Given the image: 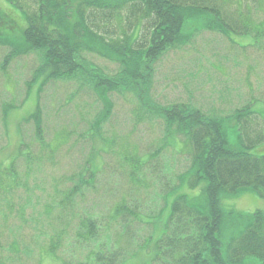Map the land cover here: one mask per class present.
I'll use <instances>...</instances> for the list:
<instances>
[{
    "label": "trees",
    "instance_id": "1",
    "mask_svg": "<svg viewBox=\"0 0 264 264\" xmlns=\"http://www.w3.org/2000/svg\"><path fill=\"white\" fill-rule=\"evenodd\" d=\"M6 1L21 9L27 26L20 36H11L3 26L13 30L15 25H9L11 20L7 23L0 18V45L11 48L3 60V68L19 57L35 52L40 54V64L27 83L30 88L38 78H43L39 98L35 112L24 119L23 124L33 125L34 136L42 149L46 146L39 99L49 82L59 80L80 81L88 85L102 102L103 109L90 126L91 134L99 135L102 125L112 115L110 97L131 93L143 109L163 119L168 133L181 135L189 141L191 164L178 177L176 192L183 184L198 192L197 195L183 194L175 198L150 264H264V211L244 214L226 210L222 203L223 197L238 196L246 191L264 195V156L249 152L252 142L246 136L249 117L258 114L247 107L227 118L210 117L190 104L164 107L150 99L155 64L168 50L189 44L201 32H214L225 37L230 33H254L251 32L250 14L242 13L241 0H235L238 13L227 10L231 0H36V9L32 12H28L19 0ZM125 10L129 13L126 20L121 16ZM1 15L8 18L0 12ZM116 19L121 25L119 31L113 24ZM256 29L258 34L261 33V28ZM86 54L118 64L119 71L108 76L89 62ZM13 105L4 104L3 114ZM230 121L239 126L238 139L242 145L239 148L229 143L226 124ZM262 130L259 129L257 141L264 140ZM51 144L47 150L54 160L56 148H59L56 146L58 138ZM21 147L8 168L0 167V191L6 194L20 187L17 160L21 157L26 162L31 161L30 148L26 147L27 152H24V142ZM93 159H98L96 154L79 174L65 179L66 183L60 188H51L45 210L32 211L27 218L29 224H35L37 217L48 218L46 225L35 226L39 233L31 236L34 241L44 239L43 242H48L47 247L43 245L45 248L41 250L37 264H116L120 257L119 264H126L135 256L131 254L125 258L119 256V251L108 250L107 244L99 241L101 231L97 216L85 210H82L84 218L75 213L79 200L94 187L96 175L100 172V166L96 168ZM137 164L141 167L144 163ZM17 202L0 196V220L22 218L23 224L26 223L27 204L21 203L20 199ZM124 205H117L110 211L111 219L129 212L138 221L154 225L143 220L138 207L129 210ZM163 207H166L164 203L159 209L160 214ZM50 216L55 217L50 219ZM76 219V244L93 242V249L85 262L75 259L73 263L65 260L61 251L62 247L65 252L72 246L67 248V233ZM23 229L14 223L0 227L3 257L8 248V252L12 248L19 252L20 242L15 239ZM5 232L12 236L8 238ZM21 239L25 241L26 237ZM4 260L8 261V256Z\"/></svg>",
    "mask_w": 264,
    "mask_h": 264
},
{
    "label": "rangeland",
    "instance_id": "2",
    "mask_svg": "<svg viewBox=\"0 0 264 264\" xmlns=\"http://www.w3.org/2000/svg\"><path fill=\"white\" fill-rule=\"evenodd\" d=\"M19 1L28 12L36 9V0ZM241 4L242 13L251 16V32L254 33H230L225 37L214 32H201L189 44L168 50L155 64L150 99L164 107L190 104L210 117L220 118L250 107L258 115L249 117V129L246 131L247 138L252 142L249 152L264 156V140H256L259 129H263L264 133V0H241ZM227 10L238 13L235 0H231ZM0 12L8 16L6 19L1 15L0 18L7 23L11 20L9 25H15L13 30L3 26L5 31L11 36H20L27 26L21 9L0 0ZM127 14L125 10L121 16L126 20ZM118 21H113L116 31L121 29ZM257 27L261 28L259 34ZM10 50L0 45V167H9L23 142L24 152H27L26 147L30 148L31 161L26 162L21 157L17 160L20 187L10 194L0 191L1 198H12L16 204L20 199L21 203L27 204L25 224L22 218L0 220V227L12 226L13 223L24 227L15 239L20 242L19 252L15 248L8 252V248L3 252L6 253L4 257L8 256L6 261L0 251V264H37L40 252L45 248L43 245L47 247L48 242H43L44 239L34 241L31 236L39 233L36 228H40L41 223L47 224V217H37L35 224H29L27 218L32 211H44L51 188H60L66 183L65 179L79 174L94 154L98 159H93V164L96 168L100 166V172L96 175L94 187L79 200L75 213L84 218L82 210H85L97 216L101 231L99 241H104L111 252L119 251V256L126 258L135 254L126 264L152 263L156 242L165 231L173 201L179 195L193 196L198 192L186 184L176 192L178 177L191 164L189 141L181 135L168 133L163 119L143 109L131 93L110 97L112 115L102 125L101 135L91 134L90 126L103 109L102 102L88 85L80 81L59 80L49 82L39 99L46 146L42 149L34 136L33 125L23 124L24 119L35 112L39 98L43 78H38L30 88L27 83L40 64V54L35 52L19 57L3 68V60ZM86 58L108 76H114L119 71L118 64L96 55L86 54ZM10 103L14 107L4 115L3 105ZM226 126L229 143L235 148L242 146L238 139V124L230 121ZM57 138L56 146L59 148H56L57 157L53 160L47 148ZM137 162L144 164L139 167ZM122 203L129 210L138 207L143 220L154 225L138 221L129 212L111 219L110 211ZM163 203L166 207L160 214ZM222 203L224 209L244 214L264 211V195L256 191L225 196ZM54 217L50 216V219ZM77 223V219L72 221L67 233V248L72 246L65 252L62 247L61 251L65 260L73 263L75 259L85 262L93 249V242L76 244L74 231ZM6 236L10 238L12 235L7 233ZM21 237H26L27 244Z\"/></svg>",
    "mask_w": 264,
    "mask_h": 264
}]
</instances>
